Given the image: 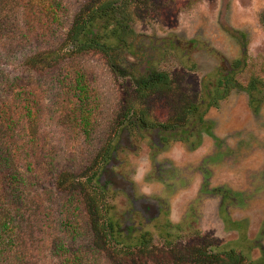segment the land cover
Wrapping results in <instances>:
<instances>
[{
	"label": "rangeland",
	"instance_id": "obj_1",
	"mask_svg": "<svg viewBox=\"0 0 264 264\" xmlns=\"http://www.w3.org/2000/svg\"><path fill=\"white\" fill-rule=\"evenodd\" d=\"M10 1L0 0L3 25L13 14L18 24L0 33V98L18 95L22 108L30 96L42 116L38 140L22 131L12 145L25 178L18 206L38 210L29 228L23 221L19 264H227L206 253L230 251L242 258L236 264H264V0H134L136 50L124 49L115 67L97 52L74 61L92 79L83 101L63 81L70 61L44 53L64 49L75 18L105 0H58L62 24L32 2L18 13ZM33 54L45 61L29 72ZM145 68L171 85L138 96L134 77ZM133 111H144L150 129L125 119ZM177 143L179 164L166 155ZM144 154L157 186L150 198L131 182L132 159ZM98 170L107 195L89 214L74 194L85 197ZM105 214L122 243L100 229Z\"/></svg>",
	"mask_w": 264,
	"mask_h": 264
},
{
	"label": "trees",
	"instance_id": "obj_2",
	"mask_svg": "<svg viewBox=\"0 0 264 264\" xmlns=\"http://www.w3.org/2000/svg\"><path fill=\"white\" fill-rule=\"evenodd\" d=\"M11 1L14 2L15 6L17 5L16 10L18 13L21 12V3L28 1L39 7V12H45L55 23H63L61 21L64 20V17L61 12L65 10V7H62L61 2L58 0H38V2L34 0ZM6 5L10 8L9 4L6 3ZM134 8V0H105L75 18L67 34V42L64 49L59 52L44 53L46 58H55L58 61L63 58L70 61L67 66L72 68L68 71H63V81L68 86V89L74 92L79 101L89 97L92 98L94 89H92V79L87 70L78 67V64L74 61L82 55L97 52L106 56L112 66L115 67L117 64L116 60L119 59L118 55L123 54L124 49L129 52L134 47V50H136L135 46L139 36L131 25ZM10 10L11 8L8 11ZM11 12L16 13L14 10H11ZM7 13L5 10L2 11L0 9V33L2 28L9 30L11 25L18 24L17 19H15L17 18L16 14H13L9 16V21L3 25L2 20L5 18L3 15ZM62 51H65V56H62ZM44 54L26 56V68L29 72L36 70L34 68V60L44 63L45 59L38 60ZM59 62H56V64ZM55 69L56 67L53 66L48 68V71H54ZM140 72L138 74L139 77H134L136 92L140 97L154 93L159 89L168 88L171 85L170 76L165 72H155L149 68L140 70ZM19 97L18 95L14 97L13 94H9L5 99L0 98V264H19L24 251L22 247L24 242L23 221L26 219V225L29 228L31 219L38 215L36 208L33 210L28 207L23 210L22 207L18 206V194L21 192L25 178L18 170L17 162L19 157L15 148L13 149L12 147L14 145L18 146L16 138L20 133L22 134V131H26L30 141L35 142V140H38L41 134L42 116L38 108L34 110L31 106L30 96L24 97L21 101L25 103L24 106L18 108L19 102L17 99ZM18 112L21 113V116H18ZM127 115L125 119L132 117L130 121H133L132 123H135L134 125H137V127L150 129L144 111L139 113L133 111ZM82 121L86 128L90 127V119L88 117L83 118ZM175 126L177 125H157V127H151V129L155 128L157 130L159 128L169 132ZM85 132L90 133L88 129H85ZM108 155L109 153L103 157L102 164L108 161ZM99 172V170L94 172L93 176L88 178L83 184L85 197H83L82 192L76 193L77 195L74 194L77 197V202L80 203V207L87 209L89 214L91 210L94 211V207L98 203L105 204L107 191L105 187L97 182ZM96 209H98L97 206ZM102 217L99 222L100 229L107 237H110L111 241L114 239L122 243V234L114 218L106 214ZM140 239V245L145 248L147 246L145 238L141 237ZM206 257L213 260L218 259L227 264H236L238 259H242L234 251L206 253ZM62 264H83V261L79 262L77 260L74 262L65 259Z\"/></svg>",
	"mask_w": 264,
	"mask_h": 264
},
{
	"label": "clouds",
	"instance_id": "obj_3",
	"mask_svg": "<svg viewBox=\"0 0 264 264\" xmlns=\"http://www.w3.org/2000/svg\"><path fill=\"white\" fill-rule=\"evenodd\" d=\"M259 46V45H257ZM183 147L179 143L174 144L167 153V158L173 160L179 164L183 159ZM133 173L131 176V182L139 186L140 192L145 197H152L157 191V186L154 182L148 180L153 170L152 159L150 155L144 154L133 157ZM173 223H179V216L172 214L169 217Z\"/></svg>",
	"mask_w": 264,
	"mask_h": 264
}]
</instances>
